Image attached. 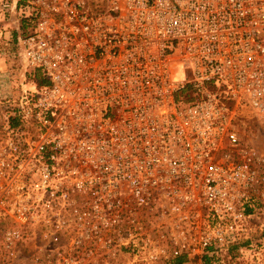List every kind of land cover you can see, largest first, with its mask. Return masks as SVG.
<instances>
[{"label": "built area", "instance_id": "2783aa9c", "mask_svg": "<svg viewBox=\"0 0 264 264\" xmlns=\"http://www.w3.org/2000/svg\"><path fill=\"white\" fill-rule=\"evenodd\" d=\"M1 10L25 70L1 123L3 261L31 238L53 264L211 262L264 228V147L245 131L264 126V0Z\"/></svg>", "mask_w": 264, "mask_h": 264}, {"label": "rangeland", "instance_id": "374dc122", "mask_svg": "<svg viewBox=\"0 0 264 264\" xmlns=\"http://www.w3.org/2000/svg\"><path fill=\"white\" fill-rule=\"evenodd\" d=\"M0 0V27L4 24H9L13 18L16 21L18 29L20 28L21 22L19 17L14 14L4 13L1 10ZM2 29V28H1ZM10 29H13L10 27ZM2 40V39H1ZM11 39L6 43L2 44L0 41V47L4 54L5 59L0 62V136H1V123L12 115V109L14 103L13 98L17 91L22 87L24 82V67L23 63L19 60H13L9 53L13 49L11 45ZM3 69V70H2ZM245 129V128H244ZM247 140L254 141L260 147H264V126L249 124V127L245 129ZM14 224L9 219L3 218L0 215V264H53L54 260L44 251H36L37 246L40 244L36 240L26 239L19 247L16 258L9 261H3V257L6 255L2 243V234L12 228ZM261 226V223H260ZM243 251H229L227 254L216 257L213 261L207 259L200 260L198 257L191 259L187 264H264V228L258 230V233L250 239V243L245 247H242ZM37 258L40 260L37 261ZM107 258L103 259L106 260ZM160 262L158 264H164Z\"/></svg>", "mask_w": 264, "mask_h": 264}, {"label": "crops", "instance_id": "0c3cea01", "mask_svg": "<svg viewBox=\"0 0 264 264\" xmlns=\"http://www.w3.org/2000/svg\"><path fill=\"white\" fill-rule=\"evenodd\" d=\"M10 27L13 29H10ZM17 32H18V26L16 24L15 19L12 18L9 24H4L2 27H0V41H2L3 44L11 39H16ZM2 49L4 50L3 47ZM2 49L0 47V62H3V60L5 59Z\"/></svg>", "mask_w": 264, "mask_h": 264}, {"label": "trees", "instance_id": "16d2710c", "mask_svg": "<svg viewBox=\"0 0 264 264\" xmlns=\"http://www.w3.org/2000/svg\"><path fill=\"white\" fill-rule=\"evenodd\" d=\"M13 112H14V107L12 109V113ZM10 121H11V124L13 126H16L17 125V118L14 117L13 115L10 116ZM249 243H250V240H245L240 245H234L233 248H232V251H239L240 248L245 247ZM188 261H189V258L188 257L181 256V257H177V258L171 259V260L165 262L164 264H187Z\"/></svg>", "mask_w": 264, "mask_h": 264}]
</instances>
